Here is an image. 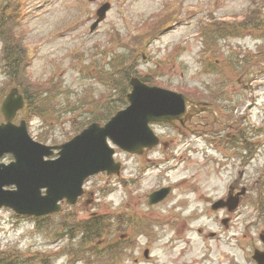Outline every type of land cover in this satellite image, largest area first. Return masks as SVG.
<instances>
[{"label":"rangeland","instance_id":"374dc122","mask_svg":"<svg viewBox=\"0 0 264 264\" xmlns=\"http://www.w3.org/2000/svg\"><path fill=\"white\" fill-rule=\"evenodd\" d=\"M14 1L19 10L16 26L10 31L22 38L31 80L52 79L73 99L83 91H91L97 99L110 91L100 81L101 75L108 73L107 63L114 57L131 58L137 75L153 76L161 88L194 93L204 101H213V96L220 94L222 106L238 105L235 117L253 96L254 103L243 116L254 145L246 153L237 145L228 150L214 133L195 129L186 135L155 124L152 129L168 144L166 149L158 146L134 156L116 148L115 160L122 163L120 175L102 173L89 178L84 186L86 197L73 207H63L51 223L41 224V230L33 220L1 210L0 257L20 256L23 264H99L100 258L110 259L101 252L113 253L110 248L116 243L117 250L123 251L119 264H253L252 248H261L258 235L264 232V213L257 212V208L264 210V130L260 134L254 131L264 129V71L251 89L247 87L249 79L264 68V61L240 77L215 65L229 57L253 61L259 46L264 50V32L254 30L264 22V0H0V38L7 40L6 23ZM103 4H109L110 9L91 32L96 11ZM245 18L250 22L242 36L216 39L218 21L240 25ZM131 38L146 43L138 45ZM8 81L0 61V103L11 87ZM22 118L33 138L45 131L60 140L66 139V133L73 135L71 126L80 120L67 116L58 125L55 120L43 123L19 114L15 122ZM240 174L248 193L237 211L212 213L204 199L224 198ZM167 185L176 187L171 198L148 209L146 196ZM174 206L182 210H174ZM174 214L193 220L192 229L201 228V234L194 232L187 238L189 243L175 241L170 246L173 232L167 226L152 224L149 234L138 240L132 232V216L148 220L153 216L163 222ZM227 215L231 221L224 227L220 220ZM105 220L121 230L109 229L101 237L83 240L80 223L96 225ZM62 222L68 223L58 225ZM50 232H60L55 236L65 235L67 240H55ZM210 233L217 235L211 238ZM146 244L148 259L143 257ZM79 250H88L90 258L84 262Z\"/></svg>","mask_w":264,"mask_h":264},{"label":"water","instance_id":"95a60500","mask_svg":"<svg viewBox=\"0 0 264 264\" xmlns=\"http://www.w3.org/2000/svg\"><path fill=\"white\" fill-rule=\"evenodd\" d=\"M108 9V4L98 9V19L91 30L104 19ZM130 84L132 89L127 95L129 105L125 109L103 126L90 124L59 146L34 141L25 121H21L19 126L12 123L24 104L18 90L12 89L1 106L5 122L0 125V159L5 154H11L14 161L0 163V209L6 207L17 214L35 216L58 212L60 201L65 199L68 204L76 203L88 177L100 172L119 173L120 163H115V150L109 141L123 151L141 154L144 148H152L159 141L149 127L150 122L173 123L174 120H181L188 108L211 111L194 106L182 94L148 86L138 78L133 77ZM54 150H59L58 157L50 159ZM12 186L13 189H5ZM169 191V188H164L152 193L148 203L162 201ZM244 193L245 189L239 195ZM238 203V198L230 197L226 202H216L212 208L217 210L228 206L233 211ZM260 240L264 244V234L260 235ZM253 259L257 264H264V250H255Z\"/></svg>","mask_w":264,"mask_h":264},{"label":"trees","instance_id":"16d2710c","mask_svg":"<svg viewBox=\"0 0 264 264\" xmlns=\"http://www.w3.org/2000/svg\"><path fill=\"white\" fill-rule=\"evenodd\" d=\"M10 20L6 23L9 39L0 38L2 50L0 52V61L2 69L9 78L8 85L18 86L24 95L26 106L23 115L27 119L38 118L43 123L55 120L59 125L62 120L69 116L72 118H80L74 125L71 126L73 135L93 122L104 123L115 112L121 110L126 105V95L130 89L129 79L133 75H137L132 68V59L123 57L112 58V61L107 63L108 73L101 75L100 81L106 85L110 91L100 98H95L91 91H83L77 94L76 99L69 97L61 90V85L54 82L52 79L44 82L31 80L26 73L27 54L25 52L22 38L10 31L16 26L15 17L19 10L18 3L14 1ZM251 18V17H250ZM250 20L242 22L240 25L231 23H216L218 36L216 39L225 38L227 36L238 35V33L246 27ZM259 29H264V24L258 23ZM261 27V28H260ZM257 28V27H256ZM134 43L144 45L146 41H141L137 38H131ZM213 52V51H212ZM262 55L263 52H260ZM246 64H252L248 60H244ZM255 62V61H254ZM243 68V66H242ZM231 72L235 73L240 70L238 61L231 64ZM138 76V75H137ZM140 79L148 85H155L156 79L151 75L139 76ZM48 133L41 132L37 135V139L41 142H50L51 144H59L63 142L58 137H49ZM73 135H67L66 140ZM258 214L264 213V210L257 208ZM42 220H39L41 222ZM80 232L83 235V240H88L96 237H101L106 233V230H114L115 227L105 226V222L101 221L94 225L92 222H83L78 225ZM113 228V229H112ZM13 264H21L17 260Z\"/></svg>","mask_w":264,"mask_h":264},{"label":"flooded vegetation","instance_id":"af4514ba","mask_svg":"<svg viewBox=\"0 0 264 264\" xmlns=\"http://www.w3.org/2000/svg\"><path fill=\"white\" fill-rule=\"evenodd\" d=\"M197 114H192V112L190 114H188L186 120L184 121V123L186 122H193V120H195L197 118ZM231 123V121L229 122ZM231 127V125L229 126V128ZM226 128V127H224ZM226 128V129H229ZM226 131L225 129L222 130V132ZM241 184V179L238 181H234L232 182V185L229 187V189H233L234 193H237L236 191L242 186ZM207 197L204 199L206 201ZM182 200L179 199L178 202H181ZM177 202V203H178ZM178 205V204H176ZM174 210H182L179 206H174L173 207ZM167 219L165 220V224L169 227V224H172L173 227V235L170 237V239H168L169 243L171 244L173 241H179V242H187L188 240H186L189 236H191L192 233L196 232L201 234L202 229L201 228H195L192 229L191 227V223L193 222V220H182V219H172L170 220L169 217H166ZM186 228H189L186 230ZM148 249V248H147Z\"/></svg>","mask_w":264,"mask_h":264}]
</instances>
